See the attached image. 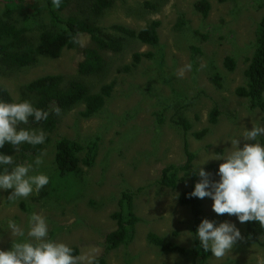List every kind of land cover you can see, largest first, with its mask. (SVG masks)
Here are the masks:
<instances>
[{"label":"rangeland","instance_id":"rangeland-1","mask_svg":"<svg viewBox=\"0 0 264 264\" xmlns=\"http://www.w3.org/2000/svg\"><path fill=\"white\" fill-rule=\"evenodd\" d=\"M77 1H70L64 16L72 14ZM199 1L114 0L101 26L109 32L115 25L140 30L158 21L159 42L150 46L125 38L121 52L106 54L107 68L100 76L78 72V64L84 59L81 49L91 45L86 35L80 38L79 49L65 50L57 59L40 58L31 67L0 73V84L15 100L20 99L28 83L46 75L81 80L93 92L115 83L105 107L95 116L82 117L84 108L77 106L62 117L50 135L51 141L44 143L42 165L37 167L33 156L22 161L16 153L10 155L16 164H32L30 174H46L49 183L38 194L33 192L15 204L7 199L14 189H0V250L12 248L8 221H15L25 231L24 237L14 238L23 242L29 239V216L36 212L46 218L48 239L78 248L81 264H92L98 256H104L107 264H193L192 254L163 252L149 243L148 234L192 249L193 215L179 203L180 195L192 183L191 173L195 184L202 179L200 167L211 174L210 180L218 181L219 165L224 161L214 158L227 155L233 139H240L242 148V134L253 124L264 126V112L252 109L248 99L237 93L246 85L245 70L254 53L264 0H207L211 8L206 18L196 9ZM4 10L0 3V13ZM12 19L19 23V12ZM136 53L152 57L126 71V66H133ZM226 58L235 62L234 71L227 69ZM181 71L183 75H179ZM213 111L218 112L214 124L210 122ZM179 117L189 122V131L176 123ZM20 129L17 125V131ZM205 129L207 133H203ZM62 137L83 145L98 138L94 166L81 165L80 172L61 175L55 165L54 144ZM255 142L264 145V135L250 141ZM189 155L190 167L183 169ZM170 165L181 168L176 189L160 184L162 170ZM125 192L133 194L140 218L136 238L106 252V235L116 229L111 216ZM200 200L205 219L216 226L233 223L243 237L245 223L236 216L217 215L210 197ZM206 264H264V247L243 237L222 259L211 252Z\"/></svg>","mask_w":264,"mask_h":264},{"label":"trees","instance_id":"trees-1","mask_svg":"<svg viewBox=\"0 0 264 264\" xmlns=\"http://www.w3.org/2000/svg\"><path fill=\"white\" fill-rule=\"evenodd\" d=\"M71 0H61V6L57 9L52 0H0L5 10L0 13V73L8 70L28 68L35 65L40 58H59L65 50L79 49L80 38L89 36L91 45L82 48L83 60L78 64V72L82 76H100L107 68L106 54L122 51L125 38L138 40L139 42L156 46L159 42L158 29L160 22L153 21L140 30L125 28L123 26H112L109 29L101 26L102 17L113 6L114 0H78L72 5V14L64 16L67 6ZM210 3L201 0L196 4V9L203 17H207L210 11ZM19 12L21 17L19 23L13 21V16ZM38 32V34H34ZM256 40L254 53L249 59L245 70L246 85L237 90L238 95L248 99L252 109L264 112V16L256 28ZM151 54L133 55V66H126L125 70L130 71L136 67L144 58H151ZM225 65L229 71H234L235 62L226 58ZM115 83L111 82L101 86L99 91L93 92L90 87L81 80H66L62 75H46L28 83L19 100H15L9 90L0 84V102H22L28 100L35 108L49 113L47 120L35 122L29 118L26 125L20 124L21 128L27 130H43L46 134L45 144L51 141L50 135L56 130L62 117L77 106H83L81 116L91 118L98 114L104 107L107 100L114 91ZM59 107L61 115L57 116L54 109ZM217 111L211 114L210 122L216 123ZM176 123L185 131H189L191 125L179 117ZM207 133L205 129L203 133ZM202 133V134H203ZM202 134L197 133V136ZM36 145L23 144L18 152L11 144L5 143L0 148V154L17 155V159L25 160L29 156L40 155L45 144ZM55 165L61 175L73 172H80V166L86 168L94 166L99 151V139L90 140L85 145L62 137L55 141ZM82 155V157H81ZM192 161L189 155L188 169ZM6 165H0V173ZM181 168L170 165L165 167L161 173L160 184L176 189ZM191 173V172H190ZM192 183L179 197V203L191 210L193 215L192 232L194 236L193 248L188 250L181 245L168 241L154 233H149V243L166 253L180 255L192 254L193 264H206L211 251L205 252L201 247L197 236L200 223L205 219L200 198L189 197L194 191L196 177L193 173ZM60 189L58 190V192ZM116 222V229L106 235V252L118 249L121 246L132 243L136 238L137 225L140 218L135 212L134 196L130 192L122 194L118 210L112 214ZM247 241H253L264 247V228L259 222H245V233ZM73 254L78 256V248H72ZM92 264H107L104 256L93 259Z\"/></svg>","mask_w":264,"mask_h":264},{"label":"clouds","instance_id":"clouds-1","mask_svg":"<svg viewBox=\"0 0 264 264\" xmlns=\"http://www.w3.org/2000/svg\"><path fill=\"white\" fill-rule=\"evenodd\" d=\"M58 9L61 0H52ZM190 69V65L187 66ZM183 75V71L179 73ZM61 109L56 107L54 112L61 115ZM47 111L35 108L28 100L22 102H0V148L5 143L11 144L18 152L23 144L32 146L43 144L46 134L43 130H27L17 125H26L29 118L35 122L47 120ZM264 135V126L253 124L251 130L242 134L245 141L240 147V139L231 140V151L227 155L214 159L223 160L219 165L218 181L210 180V173L203 167L198 168L202 178L195 184L194 191L189 197L204 199L210 197L214 203L213 211L217 215L236 216L241 224L257 221L264 228V145L257 138ZM41 153L35 158V165L43 164ZM0 165H6L0 173V189H14L7 197L15 204L21 198H28L33 192L39 193L49 183L46 174H30L33 165L16 164L13 156L0 154ZM196 169H194L195 171ZM28 240L20 242L15 237H24L25 231L13 220H9L7 228L13 237L11 250H0V264H81L82 257L73 254V249L63 242L48 239V224L46 218L36 212L29 216ZM201 247L205 252L211 251L215 258L222 259L230 252L237 241L243 239L235 224L222 222L219 226L214 221L204 219L197 230Z\"/></svg>","mask_w":264,"mask_h":264}]
</instances>
